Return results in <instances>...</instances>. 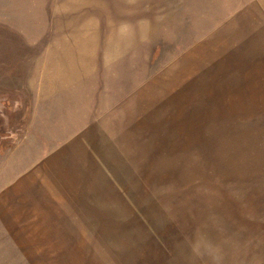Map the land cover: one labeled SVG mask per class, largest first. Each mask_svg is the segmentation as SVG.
Instances as JSON below:
<instances>
[{"label": "rangeland", "instance_id": "374dc122", "mask_svg": "<svg viewBox=\"0 0 264 264\" xmlns=\"http://www.w3.org/2000/svg\"><path fill=\"white\" fill-rule=\"evenodd\" d=\"M0 264H264V0H0Z\"/></svg>", "mask_w": 264, "mask_h": 264}, {"label": "crops", "instance_id": "0c3cea01", "mask_svg": "<svg viewBox=\"0 0 264 264\" xmlns=\"http://www.w3.org/2000/svg\"><path fill=\"white\" fill-rule=\"evenodd\" d=\"M94 148H96V146H94ZM100 151H102L101 149H99L98 150V152H100ZM97 152V153H98ZM139 223H142V222H139ZM125 228L127 229L128 227L127 226H125ZM164 242H169V243H167V244H175V245H177V244H181V241H179L178 240V238H177V236L176 237H174V236H171L170 238H168V240H166V241H164ZM167 244H166V246H167Z\"/></svg>", "mask_w": 264, "mask_h": 264}]
</instances>
